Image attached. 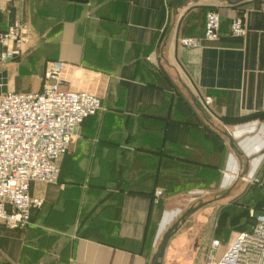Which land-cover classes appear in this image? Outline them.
I'll return each instance as SVG.
<instances>
[{
    "label": "crops",
    "instance_id": "obj_1",
    "mask_svg": "<svg viewBox=\"0 0 264 264\" xmlns=\"http://www.w3.org/2000/svg\"><path fill=\"white\" fill-rule=\"evenodd\" d=\"M209 8L220 16L218 38L179 46L178 36L201 34ZM233 16L244 35L229 34ZM14 22L27 40L18 55L0 58L6 91H37L33 77L60 59L64 86L96 91L101 108L56 158L57 181L28 183V195L42 199L28 223L10 228L0 219V264H149L161 218L167 223L189 190L222 170L224 140L231 144L218 129L240 146L264 126V0H0V30ZM195 94L211 96L209 113ZM238 127L247 130L236 135ZM262 148L245 153L247 169ZM220 202L185 217L160 264L185 245L198 264L196 245ZM233 236L221 237L218 252Z\"/></svg>",
    "mask_w": 264,
    "mask_h": 264
},
{
    "label": "built area",
    "instance_id": "obj_2",
    "mask_svg": "<svg viewBox=\"0 0 264 264\" xmlns=\"http://www.w3.org/2000/svg\"><path fill=\"white\" fill-rule=\"evenodd\" d=\"M219 25L218 11L209 8L204 12L201 34L180 35L176 42L181 47H199L218 38ZM228 32L244 35L240 16L230 19ZM26 40L25 27L18 22L0 30V45L5 47L0 58L18 55ZM62 73V60H47L40 89L0 93V219L10 228L24 227L31 208L42 204L40 197L28 195V183L57 180L56 158L67 150L81 121L101 108L94 92L65 87ZM194 98L209 113L211 96L195 94ZM161 191L159 186L153 188V202ZM248 215L254 223L236 231L220 252L218 240L211 239L205 264H264V202L259 213L253 215L249 210Z\"/></svg>",
    "mask_w": 264,
    "mask_h": 264
},
{
    "label": "rangeland",
    "instance_id": "obj_3",
    "mask_svg": "<svg viewBox=\"0 0 264 264\" xmlns=\"http://www.w3.org/2000/svg\"><path fill=\"white\" fill-rule=\"evenodd\" d=\"M41 65L42 64H40L37 67V71L39 70V72L42 68ZM33 71L34 70H31L30 73ZM33 78L37 81L38 85L40 86V83H41L40 73H38V75L34 76ZM90 91L94 92L92 90ZM222 129L228 132L226 128L222 127ZM229 132L232 133V131H229ZM75 139H73V141L69 144L66 151H68L71 148ZM224 146L226 147V156H225L226 158H225V162L223 164L222 170L217 171L213 177L210 174L209 176H207L208 180L206 181V183L199 185L198 187H193V189L188 191L190 193L188 194L186 193L187 203H189L190 201L194 203V202H200L203 200H208L214 197H218L219 195H222L223 193V196L221 199L223 200V202H220L221 204L217 206L216 208H214L213 210L214 220L209 226L208 230H210L209 231L210 233H209L208 238L205 239V241H201L200 243L198 242V244L196 245L199 247L196 253V257H195L198 264H205V257L207 254V250L210 246L211 239L213 238L217 239L219 245L222 247V241H221L222 236H225V234H229L231 232L232 234H235L236 230H238L242 226H246L245 225L246 214L248 213L249 210H252L253 208H256L259 206L260 202L262 201L263 194H264V157L259 162L258 167L255 168L251 178L250 177L248 178L245 175H243L242 179H240V177L238 176H236L235 178L228 177L223 181L224 185L223 186L220 185L223 170L225 168L228 155L229 153H234L230 149V147L227 146V143L225 140H224ZM65 152L63 154H65ZM259 153H264V148H262L257 154ZM234 155L238 159L237 154L234 153ZM254 156L255 154L251 157H254ZM55 163L60 169L57 161ZM239 171H240V164H239ZM228 179L231 180V183L229 185L226 182ZM225 185L227 186L224 187ZM209 203L203 206H206ZM203 206L197 208L195 211L200 210ZM184 208L185 206L182 208L176 209L173 212V214H176V215H174V217L171 220H169L168 223H166L165 228L168 227L172 223V220H174L175 216L177 217V215L180 214L184 210ZM165 228H163L161 232H163ZM203 230L200 232H203ZM160 234L157 238L156 244L160 238ZM197 241L198 239L196 240V243ZM227 242L224 244V246L227 244ZM187 249L188 248L185 245V247L181 248L179 252L178 250H175L176 255L171 257L168 260L167 264H195L194 262L192 263L191 257H189L188 254H185L187 252Z\"/></svg>",
    "mask_w": 264,
    "mask_h": 264
},
{
    "label": "water",
    "instance_id": "obj_4",
    "mask_svg": "<svg viewBox=\"0 0 264 264\" xmlns=\"http://www.w3.org/2000/svg\"><path fill=\"white\" fill-rule=\"evenodd\" d=\"M6 91V81H5V71H0V93H3ZM219 132L222 134V135H226L228 137V139L230 140V144H231V149L233 151H236L240 157V171L237 173V176L240 177V179H242L243 175L246 176L247 174V158H246V155L245 153L242 151V149L240 148V146H238V144L236 143L235 145H233V141L231 140V136L229 135V133H227L226 131L222 130V129H218ZM222 196H223V193L222 195H219L218 197H214V198H211V199H208V200H203V201H200V202H189L184 210L177 215V217L174 218V220H172V223L165 228V223H162V218L160 220V224H159V227H158V231H157V234L156 236L160 234V238L154 248V251L151 255V258H150V261H149V264H160V259L162 258L163 256V252H164V249L166 247V244L170 238V236L172 235L173 232H175L177 230V228L180 226L181 223L184 222L185 220V217L191 215L193 212H195V210L207 203H211V202H214L216 200H221L222 199ZM164 216V215H163ZM171 220V218L169 219ZM169 222V221H168ZM167 222V223H168ZM249 223L253 224L254 223V219H250ZM164 229L163 232H161L162 230Z\"/></svg>",
    "mask_w": 264,
    "mask_h": 264
},
{
    "label": "bare ground",
    "instance_id": "obj_5",
    "mask_svg": "<svg viewBox=\"0 0 264 264\" xmlns=\"http://www.w3.org/2000/svg\"><path fill=\"white\" fill-rule=\"evenodd\" d=\"M247 129L246 128H243V129H241V128H237V129H235V130H233V133H236V135H239L240 133H242L243 131H246ZM264 144V126H262L260 129H259V133L257 134V135H255L254 136V138L252 139V140H243L242 142H241V145L240 146H242V148H243V150L245 151V153H247V154H249V153H251V152H254V151H256V149L258 148H260L262 145ZM257 149V150H258ZM257 152H259V151H257ZM231 155H234V153H230L229 154V160L230 161H228V163H227V165H228V171L225 173H223V174H225V177L223 176V178H224V180L226 179V178H230V177H233V178H235L236 176H237V173H238V171H239V163H238V159H237V157L234 155V156H231ZM231 159H233L234 160V166H231ZM259 157H253L252 159H251V169L249 170V168H250V166H249V168H248V170H249V172H248V170H247V174H246V177H252V175H253V172H254V170H255V166H254V161L255 160H257V162H259ZM227 168V167H226ZM252 171V173H250ZM248 174H251V176H249ZM223 181V180H222ZM227 184L229 185L230 183H231V180L230 179H228L227 181ZM233 183V182H232ZM224 184H222V186H223ZM227 185H225L224 187H226ZM164 216H165V214H164ZM172 217V216H171ZM170 217V218H171ZM162 223H165L166 224V222L165 221H163L162 220Z\"/></svg>",
    "mask_w": 264,
    "mask_h": 264
},
{
    "label": "trees",
    "instance_id": "obj_6",
    "mask_svg": "<svg viewBox=\"0 0 264 264\" xmlns=\"http://www.w3.org/2000/svg\"><path fill=\"white\" fill-rule=\"evenodd\" d=\"M263 202H264V194H263V197H262V201L260 202V204H259V206L258 207H256V208H253L252 210H253V215H256L257 213H259L260 211H261V208H262V206H263ZM249 219H250V217H249V215H248V213L246 214V217H245V225L246 226H242L241 228H239L238 230H241V229H243V228H247V224L249 223L248 221H249ZM238 230H236V231H238Z\"/></svg>",
    "mask_w": 264,
    "mask_h": 264
}]
</instances>
